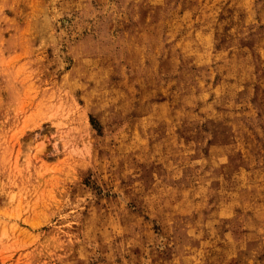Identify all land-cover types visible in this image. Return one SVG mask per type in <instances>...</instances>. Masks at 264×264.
Here are the masks:
<instances>
[{"label": "rangeland", "instance_id": "obj_1", "mask_svg": "<svg viewBox=\"0 0 264 264\" xmlns=\"http://www.w3.org/2000/svg\"><path fill=\"white\" fill-rule=\"evenodd\" d=\"M0 264H264V0H0Z\"/></svg>", "mask_w": 264, "mask_h": 264}]
</instances>
